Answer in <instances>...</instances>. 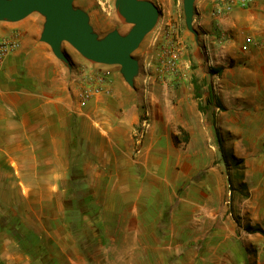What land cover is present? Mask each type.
<instances>
[{
	"label": "crops",
	"instance_id": "obj_1",
	"mask_svg": "<svg viewBox=\"0 0 264 264\" xmlns=\"http://www.w3.org/2000/svg\"><path fill=\"white\" fill-rule=\"evenodd\" d=\"M263 4L253 0L226 18L236 36L221 49L222 74L212 77L213 100L223 108L210 107L207 93L181 99L187 116L174 121L168 148L186 168L172 177V186L153 190L141 187L134 140L140 92L112 87L83 107L80 76L41 40L37 19L15 28L23 34L21 47L0 67V264H92L90 252L110 253L111 240L129 236L130 222L140 232L141 218H161L162 206L177 198L169 218H225V178L207 160L217 132L236 157L263 148L264 45L244 43L246 34L264 41ZM199 101L209 106L205 114ZM182 133L186 141L175 145ZM253 197L251 208L258 203ZM214 230L225 231L221 222Z\"/></svg>",
	"mask_w": 264,
	"mask_h": 264
},
{
	"label": "rangeland",
	"instance_id": "obj_2",
	"mask_svg": "<svg viewBox=\"0 0 264 264\" xmlns=\"http://www.w3.org/2000/svg\"><path fill=\"white\" fill-rule=\"evenodd\" d=\"M145 1L158 8L159 18L155 28L132 55L140 65V74L133 87L126 82L120 66L91 64L68 43L63 44V51L69 58L70 68L80 76L82 90L92 83L88 78L84 80L86 74L98 70L108 73L110 79L102 93L116 86L140 92L137 102L141 103V112L134 140L136 153L141 151V187L145 185L146 190H153L155 186L156 189L172 186V177L177 176L178 170L186 168L185 160L179 162L177 155L170 154L168 148L174 121L187 116V106L181 99L207 93L211 98L210 107L219 106L218 100L214 102L212 96L215 87L212 77L222 74L221 49L235 38L236 31L235 27H228L229 21L226 20L232 14L215 18V0L196 1L194 32L186 23L184 0ZM73 6L88 16L99 40L114 31L127 36L133 28V25H125L119 20L116 0H74ZM33 18L37 19L33 23L42 25L44 31L46 17L36 12L17 23L0 22V38L7 37V33L11 34L15 28L24 27ZM256 41L259 46L264 45V41ZM198 103L204 108L199 111L205 114L209 106ZM211 109L209 123L214 132L216 117ZM185 136L182 133L174 137L175 145L186 141ZM215 148L214 151L210 147L214 155L207 161L210 168H215L220 177L224 175L225 178V218H169L177 198L172 206L170 203L162 206L161 218H141L140 232L137 222H130L129 236L111 240L110 253L99 248L97 253L90 252L88 258L92 264H264L263 148H260L261 154L247 158L236 157L234 152L225 148L226 154L242 160L241 164L230 159L227 161L218 144ZM158 152L161 158L157 157ZM249 171L252 175L248 174ZM206 174L207 171L199 173L189 180V184L195 185ZM182 194L181 189L177 195ZM255 194L258 203L251 208L248 199L251 196L255 199ZM149 198L147 192L146 200ZM218 222L223 224L225 231L215 232ZM121 225L115 223L114 227L121 228Z\"/></svg>",
	"mask_w": 264,
	"mask_h": 264
},
{
	"label": "water",
	"instance_id": "obj_3",
	"mask_svg": "<svg viewBox=\"0 0 264 264\" xmlns=\"http://www.w3.org/2000/svg\"><path fill=\"white\" fill-rule=\"evenodd\" d=\"M196 1L184 0L186 23L193 32ZM73 3L74 0H0V22L17 23L38 12L46 17L41 40L66 66L71 67L63 51L64 43L71 45L91 64L120 66L126 82L133 87L140 74V65L132 55L155 28L158 8L145 0H116L119 20L133 28L127 36L114 31L99 40L88 16L75 9Z\"/></svg>",
	"mask_w": 264,
	"mask_h": 264
},
{
	"label": "built area",
	"instance_id": "obj_4",
	"mask_svg": "<svg viewBox=\"0 0 264 264\" xmlns=\"http://www.w3.org/2000/svg\"><path fill=\"white\" fill-rule=\"evenodd\" d=\"M253 0H215L214 16L216 19L228 15L237 9H247L252 5ZM23 34L15 30L10 36L0 38V67L3 66L6 59L17 52L21 47ZM245 45L247 47H257L259 42L253 36H245ZM89 79L92 83L81 92V104L85 107L89 101L96 95L102 93L110 82L109 74L98 70L89 71L84 80ZM264 156V145H263Z\"/></svg>",
	"mask_w": 264,
	"mask_h": 264
},
{
	"label": "trees",
	"instance_id": "obj_5",
	"mask_svg": "<svg viewBox=\"0 0 264 264\" xmlns=\"http://www.w3.org/2000/svg\"><path fill=\"white\" fill-rule=\"evenodd\" d=\"M196 95H197L198 98L201 97L200 94L199 95L196 94ZM218 105H219L220 108H223V106H221L220 104H218ZM199 108L202 109V110L204 109L201 105H199ZM205 109H207V108H205ZM217 138H218V145H219L220 151L223 154L224 158L227 161L230 159V160L235 161L238 164H241L242 163V160H239V159L235 158L233 155L231 156V154L230 155H227L226 154V150H225V147H224V143H223V141H222V139L220 137V134L218 132H217Z\"/></svg>",
	"mask_w": 264,
	"mask_h": 264
}]
</instances>
